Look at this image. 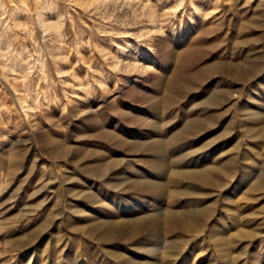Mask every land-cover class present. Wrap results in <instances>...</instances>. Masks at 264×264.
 Listing matches in <instances>:
<instances>
[{
	"label": "rangeland",
	"instance_id": "1",
	"mask_svg": "<svg viewBox=\"0 0 264 264\" xmlns=\"http://www.w3.org/2000/svg\"><path fill=\"white\" fill-rule=\"evenodd\" d=\"M0 264H264V0H0Z\"/></svg>",
	"mask_w": 264,
	"mask_h": 264
},
{
	"label": "bare ground",
	"instance_id": "2",
	"mask_svg": "<svg viewBox=\"0 0 264 264\" xmlns=\"http://www.w3.org/2000/svg\"><path fill=\"white\" fill-rule=\"evenodd\" d=\"M41 143H43L44 144V146H46L47 147V150H49L51 153V155H52V158L53 159H59L60 158V156L62 155V150H60L59 148H55L54 146V142L51 140V139H49V138H43L42 140H41ZM208 173V172H207ZM209 173H210V171H209ZM208 175V174H207ZM139 224V222H137V223H134V225L133 226H136V225H138ZM124 226L126 227V225H121V226H119V227H117L119 230H124ZM126 231H128V230H126ZM125 231V232H126Z\"/></svg>",
	"mask_w": 264,
	"mask_h": 264
}]
</instances>
